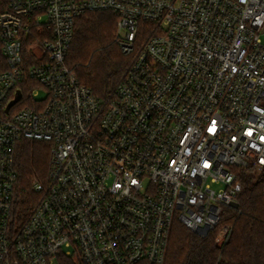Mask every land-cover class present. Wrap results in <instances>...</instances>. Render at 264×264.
Returning a JSON list of instances; mask_svg holds the SVG:
<instances>
[{"label": "built area", "instance_id": "2783aa9c", "mask_svg": "<svg viewBox=\"0 0 264 264\" xmlns=\"http://www.w3.org/2000/svg\"><path fill=\"white\" fill-rule=\"evenodd\" d=\"M85 12L130 58L104 100L65 62ZM22 140L51 149L18 221ZM238 168L264 174V0H0V264H165L175 224L203 237L232 208Z\"/></svg>", "mask_w": 264, "mask_h": 264}, {"label": "trees", "instance_id": "16d2710c", "mask_svg": "<svg viewBox=\"0 0 264 264\" xmlns=\"http://www.w3.org/2000/svg\"><path fill=\"white\" fill-rule=\"evenodd\" d=\"M116 25L111 13L85 12L74 24L65 57L78 81L100 100L107 98L130 63L116 44ZM50 149V143L34 140H22L16 146L12 213L18 221L28 216L39 199L33 186L46 183ZM235 172L241 184L235 198L238 208L223 207L220 223L203 237L175 224L165 264H264V174L251 168ZM225 226L231 232L218 245L215 235ZM57 264L80 263L59 256Z\"/></svg>", "mask_w": 264, "mask_h": 264}, {"label": "water", "instance_id": "95a60500", "mask_svg": "<svg viewBox=\"0 0 264 264\" xmlns=\"http://www.w3.org/2000/svg\"><path fill=\"white\" fill-rule=\"evenodd\" d=\"M20 98H21V93H20V91H17L16 96H15V99H14L13 101H11V102L7 105V107H6V112H8V110L10 109V107H12L14 104H16V103L20 100ZM231 207H232L233 209H237V208H238V204H237V202H233V203H231Z\"/></svg>", "mask_w": 264, "mask_h": 264}, {"label": "rangeland", "instance_id": "374dc122", "mask_svg": "<svg viewBox=\"0 0 264 264\" xmlns=\"http://www.w3.org/2000/svg\"><path fill=\"white\" fill-rule=\"evenodd\" d=\"M45 97H46L45 91L44 90H39L38 93H37V96L35 97V100L42 101V100L45 99ZM18 107H16L15 109H17ZM55 264H57V263L55 262Z\"/></svg>", "mask_w": 264, "mask_h": 264}]
</instances>
